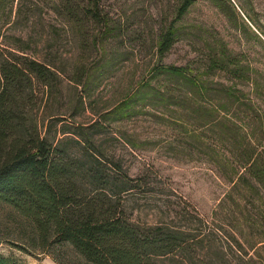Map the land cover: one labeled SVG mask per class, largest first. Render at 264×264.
<instances>
[{
  "label": "rangeland",
  "instance_id": "374dc122",
  "mask_svg": "<svg viewBox=\"0 0 264 264\" xmlns=\"http://www.w3.org/2000/svg\"><path fill=\"white\" fill-rule=\"evenodd\" d=\"M177 1L103 0L107 25L76 26L56 11L61 0H24L22 13L20 0H0V49L25 47L65 72L28 118L65 160L77 161L82 175L98 167L135 221L189 233L188 250L165 264H264V204L244 190L229 194L219 163L235 156L223 148L213 153L205 137L211 133L197 131L189 84L152 74L158 64L203 74L208 43L218 35L264 76V0H232L237 15L198 0L161 61L158 35L174 21ZM76 76L80 83L70 79ZM126 174L139 179L132 190L120 185ZM38 245L32 225L0 203L2 254L19 264H92L70 245Z\"/></svg>",
  "mask_w": 264,
  "mask_h": 264
},
{
  "label": "trees",
  "instance_id": "16d2710c",
  "mask_svg": "<svg viewBox=\"0 0 264 264\" xmlns=\"http://www.w3.org/2000/svg\"><path fill=\"white\" fill-rule=\"evenodd\" d=\"M61 1L56 11L68 22L107 25L103 0ZM197 1H177L174 21L158 35L155 52L161 61L179 36L178 22ZM211 1L238 14L232 0ZM24 7L20 0L18 12ZM243 26L248 29L246 23ZM260 32L264 35L263 28ZM212 41L203 74L189 71V65L165 64L155 65L152 74L189 84L197 131L211 133L205 137L211 138L213 153L223 148L235 156L219 163L222 177L231 184L229 194L244 190L263 205L264 76L231 51L222 37L216 35ZM64 77L65 72L40 53L25 47L0 49V203L32 225L42 250L67 244L92 264H165L163 258L187 251L188 232L135 221L108 187L110 178L93 165L82 175L77 161L65 160L59 144L39 131L37 122L29 121L38 96L44 99ZM196 137L203 142V134ZM119 182L132 190L139 179L126 174ZM0 264L19 262L0 252Z\"/></svg>",
  "mask_w": 264,
  "mask_h": 264
}]
</instances>
